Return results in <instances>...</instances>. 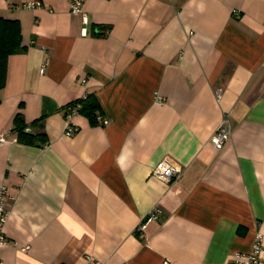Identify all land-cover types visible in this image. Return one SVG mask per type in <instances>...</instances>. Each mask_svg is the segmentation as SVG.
<instances>
[{
  "label": "crops",
  "instance_id": "obj_1",
  "mask_svg": "<svg viewBox=\"0 0 264 264\" xmlns=\"http://www.w3.org/2000/svg\"><path fill=\"white\" fill-rule=\"evenodd\" d=\"M70 1L0 0L24 45L0 89V263L232 264L264 237V0H84L86 22ZM86 93L108 124L65 118ZM18 112L45 142L17 140Z\"/></svg>",
  "mask_w": 264,
  "mask_h": 264
},
{
  "label": "built area",
  "instance_id": "obj_2",
  "mask_svg": "<svg viewBox=\"0 0 264 264\" xmlns=\"http://www.w3.org/2000/svg\"><path fill=\"white\" fill-rule=\"evenodd\" d=\"M84 0H71L70 1V12L71 13H80L84 22L87 21L85 10L83 8ZM39 5V2H30L26 4V6H34ZM41 71L43 68L40 69ZM84 97V96H82ZM156 102L161 103L163 98L159 95L155 98ZM79 102L68 104L65 107V118L68 119L74 114L79 113ZM96 123L100 125H106L110 122L108 117H105L101 114L96 115ZM77 130V127L73 124L67 122L65 124V133L67 135H71ZM231 133V123L229 119V115L227 113L223 114L221 120L217 124L215 130L210 136V143L214 149L219 150L223 148L227 140L229 139ZM2 138H0V142ZM181 168L174 165L171 161L166 159H160L155 163L152 169V174L163 180H171L178 178L181 175ZM8 209L6 205V188L4 185H0V245L8 242V239L4 232V225L7 219ZM158 217L157 210L151 211L147 217H145V221L141 222L140 226L146 223L151 219H155ZM27 246L21 247L22 250H25ZM264 250V237L260 231L256 230L253 236L252 244L247 251H238L235 252L233 256L232 264H259L261 252ZM1 264V263H0ZM86 264H102V262L96 258L88 257L86 260ZM162 264H167V260H163Z\"/></svg>",
  "mask_w": 264,
  "mask_h": 264
},
{
  "label": "trees",
  "instance_id": "obj_3",
  "mask_svg": "<svg viewBox=\"0 0 264 264\" xmlns=\"http://www.w3.org/2000/svg\"><path fill=\"white\" fill-rule=\"evenodd\" d=\"M24 49L21 43L20 24L18 19L0 17V89L5 84L7 57L15 52ZM79 102V113L85 116L91 124L96 123V115L101 114L99 103L92 93H86L84 97H79L63 107L64 114L65 107L68 104ZM27 124L23 116L18 112L14 119L12 130L16 133L17 140L23 143L34 144L36 142H45L43 132H32L26 130Z\"/></svg>",
  "mask_w": 264,
  "mask_h": 264
}]
</instances>
